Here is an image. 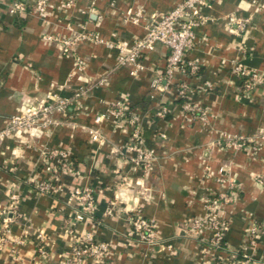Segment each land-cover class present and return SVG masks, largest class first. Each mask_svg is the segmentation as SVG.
<instances>
[{"label":"crops","instance_id":"obj_1","mask_svg":"<svg viewBox=\"0 0 264 264\" xmlns=\"http://www.w3.org/2000/svg\"><path fill=\"white\" fill-rule=\"evenodd\" d=\"M13 1L0 0V132L12 115L52 102L48 95L75 102L54 112L47 125L0 138V210L20 215L0 264H65L88 232L111 249L105 260L81 264H212V252L192 230L193 220L210 212L229 221L230 250L247 246L264 264V0H210L201 6L207 21L195 28L196 46L187 54L200 70L177 73L175 80L189 84V100L205 118L182 108L175 83L152 86L164 75L165 45L145 54L137 75L117 65L120 45L143 38L153 17L181 0H45L44 12L36 9L39 0H24L28 9L21 15L9 12ZM229 16L244 20L245 29L231 31L237 26L228 24ZM81 31L98 39L65 51L60 40ZM235 63L259 71L261 81L247 90L233 72ZM81 90L86 92L78 96ZM120 99L129 102L144 145L155 152L148 170L133 168V153L126 149L131 125L115 118L95 121ZM162 108L164 118L157 115ZM236 136L257 142V149L228 147ZM52 150L66 152L71 169L57 176L47 172ZM41 181L52 182L54 190L39 193ZM79 186L94 190L93 218L79 212L73 197ZM220 193L234 201L207 210V198ZM136 210L154 220L158 245L135 240L130 217ZM39 234L46 237L47 259L37 253ZM18 239L23 243L12 251ZM217 256L223 262L230 253Z\"/></svg>","mask_w":264,"mask_h":264},{"label":"built area","instance_id":"obj_2","mask_svg":"<svg viewBox=\"0 0 264 264\" xmlns=\"http://www.w3.org/2000/svg\"><path fill=\"white\" fill-rule=\"evenodd\" d=\"M209 3L210 0H181L173 9L157 13L148 24L146 35L143 38L134 40L128 47L121 44V54L117 58L118 66L129 67L131 74L137 75L145 68L143 61L145 54L153 51L159 43L165 45L169 52L164 75L154 78L152 86L154 88H162L163 81L166 84L175 83L178 95L183 100L182 108L190 113L199 111L201 118H205L206 113L202 112L198 106L189 100V84L185 81L176 82L175 77L177 73L188 76L195 75L200 70L198 62L188 58L187 54L196 46L197 37L195 28L207 21V17L200 8ZM45 8L46 1L39 0L36 4L37 11L44 12ZM27 9V4L24 0H14L9 8V12L21 15L27 13ZM228 24L237 26V28H230L231 31L237 29L243 31L245 29L244 20H240L236 16H229ZM47 37L50 38L51 36ZM96 39H98V36L93 32L81 31L72 37L62 38L60 43L64 50L68 52L77 43ZM233 72L244 80V86L247 90L253 88L255 83L262 79L259 71L248 68L242 63H235L233 65ZM85 92V90H81L77 95L80 96ZM48 98L53 99L52 102L43 101L36 107L28 108L21 113L12 115L9 125L0 132V138L12 131H32L39 125H47L52 122L51 115L54 112L64 111L75 102L72 99L55 97L54 95H48ZM166 114L167 110L165 108L159 109L157 112V115L161 118H164ZM108 118L125 121L132 126V134L126 145V149L133 153L130 157L133 168L150 169L156 155L153 149L144 145L141 126L138 124L136 115L131 111L129 102L120 99L106 113L96 116L95 121L96 123H101ZM160 135L162 137L165 136L162 133ZM93 136L94 139L101 137L97 129L93 131ZM257 145V142L244 136H236L227 140V146L235 150H256ZM71 167L72 162L66 152L52 150L48 153V163L45 167L47 172L57 176L61 172L71 169ZM220 173L224 178V168H221ZM54 188V184L50 181H41L36 185L37 191L41 194L51 193ZM73 197L78 205L80 214L93 218L96 211L94 190L91 187H75L73 189ZM12 199L17 201L18 197L14 195ZM233 201L232 195L220 193L217 196L207 198L206 208L209 211H214ZM19 216L16 210H0V251L8 247V236L11 232V225ZM130 223L135 240L151 246L159 244L153 219L144 216L139 210H136L130 217ZM229 228L230 224L227 219L216 216L211 212L207 216V219L195 218L192 222V230L195 236L213 254L210 255L212 264H257L255 255L248 253L247 246L239 250H230L227 247L225 241ZM250 231L256 236L257 228L252 227ZM207 232L209 236H206ZM38 236L39 245L37 253L44 259H47L49 253L46 247V237L43 234H39ZM15 243L10 247L12 251H15V246L23 243V240L18 239ZM110 249L111 246L107 241L97 239L93 233L88 232L83 243H76L71 247L65 264H81L88 259L103 261L106 259ZM221 251H228L230 253L227 261L222 262L218 258L217 254Z\"/></svg>","mask_w":264,"mask_h":264}]
</instances>
